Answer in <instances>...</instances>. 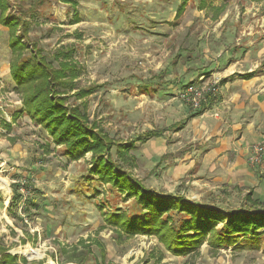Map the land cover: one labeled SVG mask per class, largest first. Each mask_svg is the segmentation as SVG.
<instances>
[{
  "label": "rangeland",
  "instance_id": "1",
  "mask_svg": "<svg viewBox=\"0 0 264 264\" xmlns=\"http://www.w3.org/2000/svg\"><path fill=\"white\" fill-rule=\"evenodd\" d=\"M73 1L75 8L48 0L27 17L29 42L23 43L28 51L35 45L55 67L60 60L76 65L71 94L94 89L83 100L89 120L115 142L185 122L178 133L135 144L132 176L146 188L180 193L223 213L241 207L250 191L264 208L261 164L245 157L232 176L228 161L203 162L201 150L187 145L201 139L189 119L194 111L176 96L188 83L216 86L217 80L208 79L221 68L242 74L264 63V3L233 0L217 14L218 0L203 10L200 0ZM180 5L184 9L177 17ZM9 58L8 33L0 26V180L9 189L7 202L0 189V248L7 254L28 263L58 264L51 259L55 256L61 264L60 248L92 239L103 244L105 264H264V238L258 249L211 254L202 246L192 260L170 257L153 237L115 243L108 229H99L101 212L127 210L131 201L91 179L90 154L68 161L28 116H15L21 99L12 91ZM192 159L199 162L192 165ZM14 185L22 197L15 215L8 211ZM31 249L40 257L29 259L25 252ZM91 250L87 264H99L96 245ZM160 253L164 258L158 263Z\"/></svg>",
  "mask_w": 264,
  "mask_h": 264
},
{
  "label": "trees",
  "instance_id": "2",
  "mask_svg": "<svg viewBox=\"0 0 264 264\" xmlns=\"http://www.w3.org/2000/svg\"><path fill=\"white\" fill-rule=\"evenodd\" d=\"M59 1L73 8L77 5L73 0ZM232 1L218 0L219 4L215 7L217 14L223 13ZM250 1L264 3V0ZM46 3L48 0H0V26L8 33L12 91L21 99V107L15 116H28L55 147L62 148L68 161L75 162L90 154L87 173L91 179L108 186L111 192L123 196L124 201H131L127 210L101 212L102 225L99 229H108L117 244L138 236L153 237L171 256L191 260L200 255L203 245L211 254L228 249H258L264 238V208L263 204L252 198L251 191L244 196L241 207L223 213L219 209L191 202L180 193H162L146 188L132 176L128 168L136 166V158L131 154L136 148L135 144L161 138L166 132L179 131L183 124L176 123L163 129L146 131L134 139L115 142L96 121L89 120L87 104L83 100L94 89H79L71 94L76 89L73 82L78 77L76 65L60 60L55 67L35 45L31 44L32 50L28 51L23 43L28 41L27 17L32 18L39 7ZM13 4L16 8L12 12ZM208 5H211V0H200L198 8L203 10ZM183 9L184 5H180L177 17L181 16ZM252 75L248 73L244 76ZM70 99L73 102L69 103ZM206 100V104L194 114H202L214 97L208 93ZM77 101L80 102L75 103ZM13 188L8 211L15 215L22 197L18 186L14 185ZM22 209L26 210V205ZM92 244L99 250V264H105L106 250L103 244L92 239L60 248L61 264H87L93 255ZM163 258L164 254L160 253L155 261L159 263ZM51 259L59 264L57 257ZM0 264L43 262L28 263L25 258L7 254L5 249L0 248Z\"/></svg>",
  "mask_w": 264,
  "mask_h": 264
},
{
  "label": "crops",
  "instance_id": "3",
  "mask_svg": "<svg viewBox=\"0 0 264 264\" xmlns=\"http://www.w3.org/2000/svg\"><path fill=\"white\" fill-rule=\"evenodd\" d=\"M233 66L237 67L235 64ZM248 73L253 75L244 76ZM230 74L231 71L221 68L208 79L217 80L218 94L210 104H207L202 114L196 115L195 112L190 114L189 119L194 120L201 139L187 145L193 150L195 144V148L201 150L203 162L206 160L215 162L220 158L230 162L231 166L228 170L232 176L240 172L237 167L241 165L243 158L250 157L255 146L262 145L263 152L259 163L264 174V67L261 65L257 70ZM177 124L183 126L173 133L180 132L185 122ZM195 162L199 161L192 159V165ZM240 167L242 168V165ZM200 250L202 252L203 249ZM165 253L172 257L169 253Z\"/></svg>",
  "mask_w": 264,
  "mask_h": 264
},
{
  "label": "built area",
  "instance_id": "4",
  "mask_svg": "<svg viewBox=\"0 0 264 264\" xmlns=\"http://www.w3.org/2000/svg\"><path fill=\"white\" fill-rule=\"evenodd\" d=\"M208 93H210L212 97H215L217 94V85L210 84L200 86L198 84L188 83L176 92V96L194 112H197L201 109L203 104H206V95ZM262 152V145L255 146L251 155V162L259 163Z\"/></svg>",
  "mask_w": 264,
  "mask_h": 264
},
{
  "label": "bare ground",
  "instance_id": "5",
  "mask_svg": "<svg viewBox=\"0 0 264 264\" xmlns=\"http://www.w3.org/2000/svg\"><path fill=\"white\" fill-rule=\"evenodd\" d=\"M0 189H2L5 192V199L6 202L8 200V196H9V189L7 187V184L5 182H3L2 180H0ZM26 254H28L29 259H35V258H39L40 254L37 251L34 250H28L25 252ZM50 264H53L52 262H49Z\"/></svg>",
  "mask_w": 264,
  "mask_h": 264
}]
</instances>
